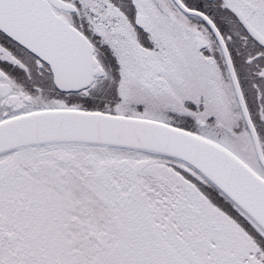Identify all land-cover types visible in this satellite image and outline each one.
Instances as JSON below:
<instances>
[{"label": "snow or ice", "instance_id": "1", "mask_svg": "<svg viewBox=\"0 0 264 264\" xmlns=\"http://www.w3.org/2000/svg\"><path fill=\"white\" fill-rule=\"evenodd\" d=\"M0 264H264V0H0Z\"/></svg>", "mask_w": 264, "mask_h": 264}]
</instances>
